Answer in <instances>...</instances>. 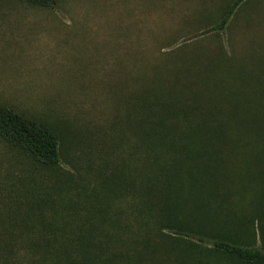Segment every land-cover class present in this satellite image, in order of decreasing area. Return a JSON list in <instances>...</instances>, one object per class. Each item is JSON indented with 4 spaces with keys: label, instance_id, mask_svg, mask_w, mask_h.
<instances>
[{
    "label": "rangeland",
    "instance_id": "1",
    "mask_svg": "<svg viewBox=\"0 0 264 264\" xmlns=\"http://www.w3.org/2000/svg\"><path fill=\"white\" fill-rule=\"evenodd\" d=\"M231 1L57 0L42 7L0 0V103L56 127L62 166L86 173L89 165L116 166L127 154L117 144L120 121L133 109L128 94L154 67L188 80L203 77L224 122L257 133L232 160L246 189L232 200L240 215L232 229L264 249V0L244 1L225 29H214ZM38 174L30 158L0 138V238L20 180ZM167 238L172 262L244 264L209 250L211 244Z\"/></svg>",
    "mask_w": 264,
    "mask_h": 264
},
{
    "label": "trees",
    "instance_id": "2",
    "mask_svg": "<svg viewBox=\"0 0 264 264\" xmlns=\"http://www.w3.org/2000/svg\"><path fill=\"white\" fill-rule=\"evenodd\" d=\"M244 1L228 3L213 28L225 29ZM156 69L128 94L133 109L120 121L117 144L127 154L116 166L89 165L86 173L62 166L56 127L0 103V138L39 172L25 175L14 192L0 264H183L170 259V234L211 244L209 250L244 264H264V249L232 229L240 216L232 200L246 193L232 160L257 133L224 122L203 77Z\"/></svg>",
    "mask_w": 264,
    "mask_h": 264
}]
</instances>
